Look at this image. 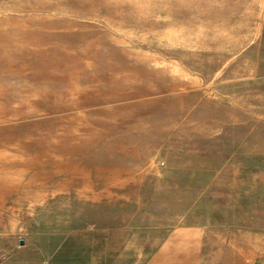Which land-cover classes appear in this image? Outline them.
<instances>
[{
	"label": "rangeland",
	"instance_id": "374dc122",
	"mask_svg": "<svg viewBox=\"0 0 264 264\" xmlns=\"http://www.w3.org/2000/svg\"><path fill=\"white\" fill-rule=\"evenodd\" d=\"M263 15L264 0H0V236L147 175L195 188L233 125L264 124L226 93Z\"/></svg>",
	"mask_w": 264,
	"mask_h": 264
},
{
	"label": "crops",
	"instance_id": "0c3cea01",
	"mask_svg": "<svg viewBox=\"0 0 264 264\" xmlns=\"http://www.w3.org/2000/svg\"><path fill=\"white\" fill-rule=\"evenodd\" d=\"M242 54L247 76L226 93L259 103L264 118V15ZM231 130L230 152L219 156L216 142L195 188L187 173L162 175L175 184L157 190L147 175L140 192L129 184L109 198L76 197L42 211L25 236H0V264H264V124Z\"/></svg>",
	"mask_w": 264,
	"mask_h": 264
},
{
	"label": "bare ground",
	"instance_id": "6f19581e",
	"mask_svg": "<svg viewBox=\"0 0 264 264\" xmlns=\"http://www.w3.org/2000/svg\"><path fill=\"white\" fill-rule=\"evenodd\" d=\"M71 127H72V125H71ZM75 127V126H74ZM71 129V128H70ZM68 130H69V128H68ZM64 131V130H63ZM67 133H68V131H67ZM59 134V133H58ZM61 134V133H60ZM69 141V140H68ZM59 142H61V141H59ZM66 142H67V140H66ZM69 145V144H68ZM72 146V145H71ZM73 147V146H72ZM66 149V148H65ZM171 150V149H170ZM68 155V154H67ZM72 160V159H71ZM66 167V166H65ZM64 167V168H65ZM163 174V173H162ZM173 189V188H172Z\"/></svg>",
	"mask_w": 264,
	"mask_h": 264
}]
</instances>
